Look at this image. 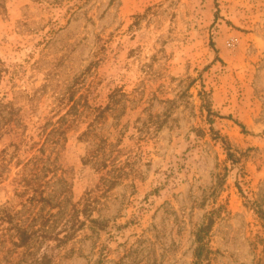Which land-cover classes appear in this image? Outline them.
I'll return each mask as SVG.
<instances>
[{
    "label": "rangeland",
    "instance_id": "obj_1",
    "mask_svg": "<svg viewBox=\"0 0 264 264\" xmlns=\"http://www.w3.org/2000/svg\"><path fill=\"white\" fill-rule=\"evenodd\" d=\"M0 73V264H192L212 211L200 264H264V0H0ZM33 156L83 225L28 251Z\"/></svg>",
    "mask_w": 264,
    "mask_h": 264
},
{
    "label": "trees",
    "instance_id": "obj_2",
    "mask_svg": "<svg viewBox=\"0 0 264 264\" xmlns=\"http://www.w3.org/2000/svg\"><path fill=\"white\" fill-rule=\"evenodd\" d=\"M216 51V50H215ZM1 76V73H0ZM209 123H212V120L209 119ZM238 125L243 128L242 124L239 122ZM6 129V127L4 128ZM210 129H212L210 127ZM58 128H53L51 132H57ZM60 135V132H59ZM61 140L62 142L65 140L64 138V132H61ZM60 143V142H59ZM15 151H21L28 153L33 149L34 142L29 141L27 137L24 136V138H21L20 142L18 144H11ZM51 145L54 147L55 145H58V142H51ZM56 148V147H55ZM38 149L37 151H40ZM5 149L0 151V168L4 167L5 165ZM4 153V154H1ZM19 153V152H17ZM41 155L43 153L41 152ZM228 157H231V153L227 152ZM61 171V166L58 163L57 158L54 160H51L44 156H33L32 158L28 159L26 163L23 165L22 173H21V179H19L18 184L22 182L26 188L32 189L34 194L29 198L30 200H33L35 204H43L47 206L49 209V212H46L44 214L40 213L39 210H37L34 206L28 213L29 222L25 225H21L19 222L14 223L13 229L16 235L19 236L18 240L19 243L18 246H25V248L28 249V251H31L35 245L43 239V242L47 241H56L58 244H63L70 240L74 233L77 231L78 228H81L83 223L75 217V222L78 223L76 228H73L70 230H66L67 232L64 233L62 237H59L58 234L52 233L50 231L49 225L46 226L45 221L48 218H58L65 217L64 218V225L63 228H67L65 225L67 222L70 221L72 217H74V212H76V206L72 205L71 211H67L66 204L68 202L69 193H70V183L66 180L64 176H61L56 179L54 183H52V189L49 191L48 194H45L44 191L40 188V176H43L46 178V175L48 173H54L55 171ZM1 177V175H0ZM43 184H49V182L44 181ZM58 187L57 189H53ZM39 187V188H38ZM60 188V189H59ZM38 189V190H37ZM32 203L31 205H35ZM56 209V212H53ZM216 211H212L209 213V215L206 217L205 222L198 228V230L195 233L194 238V250H193V262L192 264H200L205 253L207 252V241H208V233L211 229V226L214 221V214ZM17 212L9 213L4 212L2 215V220L4 222L12 223L13 219L15 218ZM39 219V223L35 224V220ZM41 241V242H42ZM32 263L30 264H53L51 257L47 253H41L38 256H35L32 260Z\"/></svg>",
    "mask_w": 264,
    "mask_h": 264
}]
</instances>
